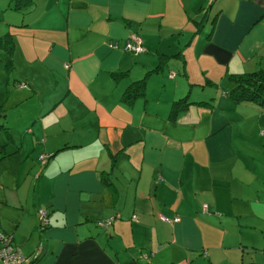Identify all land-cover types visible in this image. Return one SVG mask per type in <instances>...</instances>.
<instances>
[{"label": "crops", "instance_id": "0c3cea01", "mask_svg": "<svg viewBox=\"0 0 264 264\" xmlns=\"http://www.w3.org/2000/svg\"><path fill=\"white\" fill-rule=\"evenodd\" d=\"M11 2L0 232L36 264H264V110L229 95L232 75L264 71V0ZM131 35L144 53L123 50Z\"/></svg>", "mask_w": 264, "mask_h": 264}, {"label": "trees", "instance_id": "16d2710c", "mask_svg": "<svg viewBox=\"0 0 264 264\" xmlns=\"http://www.w3.org/2000/svg\"><path fill=\"white\" fill-rule=\"evenodd\" d=\"M35 3H36V0H12L11 6L9 9L16 11V12H21L23 15H26L32 12L31 7H33ZM207 11L203 12L202 14L205 15ZM204 20L205 18H203L201 22H196L198 28H201L203 26ZM1 43L2 44L4 43L3 38H0V48L3 49L4 46L2 47ZM12 49H14L13 46H11L10 48L11 53L8 49L5 51L6 55L5 53L3 54L6 60L4 66L8 67L10 72L14 70V59H13ZM9 57L10 59H8ZM230 81L233 84V88L231 89V92L229 95L232 99H234L236 103L238 104H257L264 110V71L263 70L256 71L253 73L232 75L230 77ZM145 85H146L145 79L134 82L126 91L124 95V99H127V98L135 99V98L144 96ZM190 105L192 104L188 101V98L175 102L173 104L172 111H171V119L175 120L176 117L182 111L187 109ZM199 105H202V106L210 105L211 106L210 103H206V102L199 103ZM0 113H5V110H3L1 107H0ZM1 127L2 125H0V128ZM39 211L45 212L47 215L46 217L49 219L48 226L45 228H42L40 226V214H36L37 229L41 232H45L50 227V214L46 210L41 209ZM0 234L5 235L2 232H0ZM5 236L10 237V239L12 240L13 247L19 250L25 257H27L21 251V249L15 245L14 237L9 236V235H5ZM151 257L152 255L149 256V258ZM38 261H39L38 256L32 257L30 264H36Z\"/></svg>", "mask_w": 264, "mask_h": 264}, {"label": "built area", "instance_id": "2783aa9c", "mask_svg": "<svg viewBox=\"0 0 264 264\" xmlns=\"http://www.w3.org/2000/svg\"><path fill=\"white\" fill-rule=\"evenodd\" d=\"M213 1V0H211ZM114 47H118L117 43L112 44ZM125 52L131 53L133 55H140L145 52L142 39L138 35H131L126 41V45L123 49ZM171 77H175V74H172ZM20 88L24 87V84L19 86ZM49 156L43 155L41 157V163L45 166L48 163ZM209 212V206H203V213ZM46 213L41 211L40 213V226L45 228L49 224V219L46 217ZM161 219L165 222L171 223L172 221L165 216H161ZM180 219H175L173 222H179ZM106 222H100L99 224L102 227H107ZM144 260L149 261V256H144ZM31 258L25 257L19 250L15 249L12 245V240L10 237L0 234V264H30Z\"/></svg>", "mask_w": 264, "mask_h": 264}, {"label": "rangeland", "instance_id": "374dc122", "mask_svg": "<svg viewBox=\"0 0 264 264\" xmlns=\"http://www.w3.org/2000/svg\"><path fill=\"white\" fill-rule=\"evenodd\" d=\"M7 1L8 0H0V7H4L3 5H4V3H7ZM2 35V33L0 34V36ZM3 47V46H2ZM5 47V48H4ZM4 47H3V49L2 48H0V55H3L2 53H5V51H6V49H7V47H9L8 46V44H5L4 45ZM4 56V55H3ZM0 64H5V57H2V58H0ZM12 72H14V70L12 71ZM11 73V72H10ZM17 74V73H16ZM15 75V73H13V74H6V73H2V72H0V89H1V92H2V90H3V88H4V90L7 88V87H11V90H12V83H10L9 84V77H13ZM24 87H25V85H24ZM23 87V88H24ZM39 160H40V162H41V157L39 158ZM42 163L40 164V168H42ZM41 213V211H37V214H40ZM115 221V218L114 217H112V218H109V219H107V220H103V221H101V222H104V224L106 223V222H109V223H107V227H102L100 224H98L99 226H100V228H108L109 226H111L112 224H113V222ZM100 223V222H99Z\"/></svg>", "mask_w": 264, "mask_h": 264}]
</instances>
